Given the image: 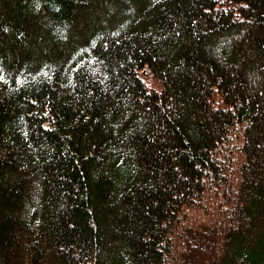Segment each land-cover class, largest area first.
Wrapping results in <instances>:
<instances>
[{
  "label": "trees",
  "instance_id": "16d2710c",
  "mask_svg": "<svg viewBox=\"0 0 264 264\" xmlns=\"http://www.w3.org/2000/svg\"><path fill=\"white\" fill-rule=\"evenodd\" d=\"M0 264H264V0H0Z\"/></svg>",
  "mask_w": 264,
  "mask_h": 264
}]
</instances>
